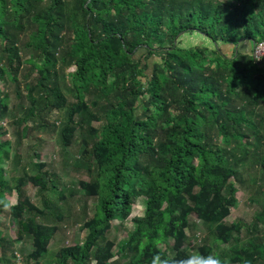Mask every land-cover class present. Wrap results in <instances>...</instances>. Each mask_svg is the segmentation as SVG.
Here are the masks:
<instances>
[{
	"label": "trees",
	"instance_id": "16d2710c",
	"mask_svg": "<svg viewBox=\"0 0 264 264\" xmlns=\"http://www.w3.org/2000/svg\"><path fill=\"white\" fill-rule=\"evenodd\" d=\"M191 35L204 41L183 46ZM261 41L264 0H0V82L25 101L13 114L0 86V122L12 117L19 140L31 121L60 127L65 147L80 141L74 167L87 179L78 187L95 200L84 240L59 247L52 264H110L114 246L119 264L194 252L264 264V60L252 56ZM55 111L64 118L49 124ZM7 134L0 124V138ZM12 148L0 141V216L8 207L16 224L11 239L0 221V264H15L9 252L16 259L25 238V262L45 264L74 188L63 192L44 162L28 174ZM234 183L258 206L250 222L226 221ZM139 197L143 214L126 239L109 238ZM191 216L213 243L188 235Z\"/></svg>",
	"mask_w": 264,
	"mask_h": 264
},
{
	"label": "rangeland",
	"instance_id": "374dc122",
	"mask_svg": "<svg viewBox=\"0 0 264 264\" xmlns=\"http://www.w3.org/2000/svg\"><path fill=\"white\" fill-rule=\"evenodd\" d=\"M203 41V38L191 35L188 39H182V45L186 46L188 44L191 45L201 43ZM0 86L7 89L11 96V104L17 107L13 109V114H18L17 111H19L20 115V105L25 104L23 95L16 96L12 86L10 85H7L6 88V86L0 82ZM21 89L22 94H24L22 85ZM63 118L64 115L62 112L55 111L47 117V120L49 124H57L59 121L63 120ZM12 120L13 119L11 117L8 118V120L0 122V124L8 132L6 136L0 138V141L9 140L12 143L13 148L10 153L11 157H13V152L16 151L20 156V165L26 166V172L28 174L33 171V168L30 167L31 162H44L47 165L45 169L51 174H57L59 177L60 188L63 192L67 191L65 189L67 186L74 188L73 196L68 198V207L66 208V205H62L64 209H69V216L65 222L60 223L62 226L59 227V230L51 240L49 244V253L44 259L45 264H52L51 261L53 260V255L59 247L63 245H70L72 243H80L84 240L86 230L82 229L81 226L83 221H87L91 218L94 212V198L86 196L85 193L80 191L78 187V181L87 179L84 175L87 173L83 168L76 169V167H74V163L79 157L81 144L80 141L77 140L78 143L73 142L68 147H65L58 137V129L60 127L53 129L51 125L47 127L37 126L31 121L28 123L29 129L26 136L19 140L16 136V128L18 125L13 124ZM34 153H36V155H34ZM15 165L16 164L12 159L9 160V162L5 165L7 173H10ZM20 165H18V167ZM234 185L237 189L235 192L236 204L231 207L230 215L226 218V221L230 223L237 219H242L246 222H250L253 214L258 210V206L253 203L251 204L248 201L247 192L240 184L234 183ZM25 191L32 202H39L37 190L30 183H27ZM6 197L10 204H14L16 202L17 196L14 192L10 195L7 194ZM142 198L143 197H139L135 200L132 212L125 221H114L112 223L113 226L108 232L109 238L116 240L117 242H121L126 239L127 233L133 229V219L143 214ZM46 199L56 201L57 197L54 194H46ZM3 210L4 212L0 216L3 236L14 239L16 237V224L8 212V207H5ZM189 220L190 223H192V227L189 231H187V233L189 236L195 237V243H200L198 240H206L213 243L207 226L201 224V222H199L194 216H191ZM261 227L262 226L259 225V229ZM14 250L16 259L11 257L9 252V259L11 262H14L15 264H28L25 262L24 257L32 250L31 240L29 238H25L22 242H18L15 245ZM116 251L117 246H114L112 252L115 256L111 260L110 264H119V261L124 260L121 256H117Z\"/></svg>",
	"mask_w": 264,
	"mask_h": 264
},
{
	"label": "clouds",
	"instance_id": "9594fccd",
	"mask_svg": "<svg viewBox=\"0 0 264 264\" xmlns=\"http://www.w3.org/2000/svg\"><path fill=\"white\" fill-rule=\"evenodd\" d=\"M162 264H227V262L217 255H202L199 252H194L192 255L182 260H175L170 257L162 261Z\"/></svg>",
	"mask_w": 264,
	"mask_h": 264
},
{
	"label": "built area",
	"instance_id": "2783aa9c",
	"mask_svg": "<svg viewBox=\"0 0 264 264\" xmlns=\"http://www.w3.org/2000/svg\"><path fill=\"white\" fill-rule=\"evenodd\" d=\"M252 56L256 61L264 60V41L255 45L252 51Z\"/></svg>",
	"mask_w": 264,
	"mask_h": 264
}]
</instances>
